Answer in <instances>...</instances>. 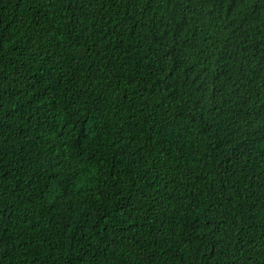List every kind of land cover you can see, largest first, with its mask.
<instances>
[{
  "label": "trees",
  "instance_id": "16d2710c",
  "mask_svg": "<svg viewBox=\"0 0 264 264\" xmlns=\"http://www.w3.org/2000/svg\"><path fill=\"white\" fill-rule=\"evenodd\" d=\"M0 264H264V0H0Z\"/></svg>",
  "mask_w": 264,
  "mask_h": 264
}]
</instances>
